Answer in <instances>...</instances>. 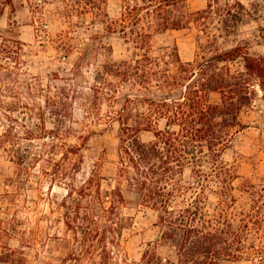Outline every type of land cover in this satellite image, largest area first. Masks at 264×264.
I'll return each instance as SVG.
<instances>
[{"label": "trees", "instance_id": "1", "mask_svg": "<svg viewBox=\"0 0 264 264\" xmlns=\"http://www.w3.org/2000/svg\"><path fill=\"white\" fill-rule=\"evenodd\" d=\"M57 1L60 6L54 14L68 26L61 38L72 39L69 33L91 15L93 24L105 25L108 34L122 33L134 49L129 58L113 61L112 47L100 41L107 59L96 73L93 98L85 104L90 115L102 100L109 103L110 117L120 124L118 158L112 176L103 175L107 159L101 156L79 179L88 136L79 135L77 143L68 141L74 130L69 91L51 83L46 88L31 84L27 88L29 101L8 82L6 87L5 76L0 75V122L4 127L0 159L11 163L7 167L0 164V175L5 169L12 172L7 176L11 187L7 206L16 204L21 191L42 180L66 185L68 192L59 208L73 241L58 264H119L121 259L125 264H224L237 260L264 264V183L246 180L236 186L240 178L237 167L223 158L243 129L241 111L254 98L250 79L244 73L218 71L220 64L240 60L247 73L260 79L264 92V55H252L247 43L218 51L203 61H183L177 45L153 55L151 40L156 33L190 25L188 15L175 14L186 0H122L124 11L117 20L109 18L107 0ZM262 1L253 2L252 9L239 2L245 9L242 16L250 20L264 16L257 15ZM6 4L13 12L17 10L14 0H0V17ZM30 4L32 24L46 34L45 26L55 18L46 16L40 3ZM14 23L8 33H16L18 25ZM142 23L146 27H139ZM253 32L257 43L264 41L263 25ZM8 37L0 50L1 59L18 62L23 43ZM60 47L74 50L66 43ZM92 49L98 51V47ZM0 68H5L4 63ZM121 89L134 93L120 94ZM155 89L175 95L156 97L151 94ZM212 92L220 94V102L211 101ZM144 132H151L153 138L143 140ZM129 194L157 212L156 225L161 229L159 238L148 243L140 260L133 262L124 257L123 247L125 231L133 226V216L125 212ZM211 195L217 197L212 207ZM19 208L13 213L7 208V229H13L7 231V237L21 236L25 245H4L0 264L28 263L24 247L33 241L27 232H15L28 229L19 217Z\"/></svg>", "mask_w": 264, "mask_h": 264}, {"label": "rangeland", "instance_id": "2", "mask_svg": "<svg viewBox=\"0 0 264 264\" xmlns=\"http://www.w3.org/2000/svg\"><path fill=\"white\" fill-rule=\"evenodd\" d=\"M257 1L263 2L262 0H186L175 9V14L188 15L191 20L190 25L178 30L171 29L156 33L151 40L152 54H162L165 48L177 45L183 61H203L218 51L247 43L248 51L252 55H264V41L257 43L253 32L259 25L264 26V16H259L264 15V5L259 7L257 20L243 17L241 12L244 13L245 9L239 5L241 2L246 9H252L251 4ZM14 2L17 5L16 12H13L7 4L3 6L4 11L0 17V50L2 46L7 45V36H9L8 38L23 43V51L18 62L1 59L0 55V63L5 65V68H0V75L5 76L6 87L8 82L9 87L20 93L24 99L27 97L29 101L27 88L31 84L34 88L40 86L46 88L50 83L58 88H66L70 93L69 100L74 114L72 123L74 130L68 141L77 143L79 135L88 136L78 178L86 176L101 156L107 159L102 171L103 175L112 176L114 162L118 158L119 121L110 117L112 110L107 101L102 100L90 115L87 114L85 104L89 105V101L93 98L91 87L96 83V73L107 59L104 55L106 50L100 47V41L112 47L113 61L129 58L134 50L132 44L127 42L122 33L108 34L105 25L93 24L91 15H88L87 22L75 27L74 31L69 33L72 39L61 38L62 34H66L68 26L54 14L60 6L57 0H14ZM30 2L40 3L45 15L55 18L45 26L48 31L46 34L37 31L38 26L32 24ZM107 10L109 18L117 20L124 11L123 1L107 0ZM77 20L74 18L75 23ZM14 21V24L18 25L15 28L16 33H8L7 29ZM143 26L146 27L145 23L139 27ZM96 34L102 35V38H94ZM65 43L73 45L74 50H62L60 46ZM94 46L98 47L97 52L92 49ZM218 71L236 75L244 73L245 77L250 79L253 92L251 96L254 97L251 105L241 111L243 129L234 137L223 158L237 167L240 178L235 181L236 186L246 180L250 183H264V92L259 85L260 79L247 73L240 60L220 64ZM53 73H58V76ZM131 93L134 92L120 90V94ZM151 94L156 97L171 95L159 89L153 90ZM210 99L212 102H220V94L212 92ZM37 101L41 102L38 99ZM3 130V124L0 122V134ZM141 137L143 140H150L153 134L144 132ZM0 164L4 167L11 165L2 158ZM10 175L12 172L7 169L4 170L3 175H0V233L3 235L0 253L7 243L16 248L25 245L20 241L21 236L7 237V231H13L7 229V208L13 213L19 205V217L26 222L28 229H16L15 232L20 235L27 232L28 237L33 241L32 245L24 247L28 258L27 264L60 263L72 247L73 241L72 233L66 229L59 208V202L68 192L66 185L42 180L25 192L21 191L16 204L7 206V190L11 188L7 186V176ZM127 198L129 202L125 212L133 216V226L125 231L123 247L124 257L133 262L140 260L148 243L159 238L161 229L156 225L157 212L154 209L140 204L135 195L129 194ZM216 202L217 197L211 195L209 206H214ZM119 264H125L123 259ZM224 264H252V262L237 260Z\"/></svg>", "mask_w": 264, "mask_h": 264}]
</instances>
